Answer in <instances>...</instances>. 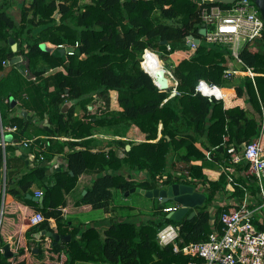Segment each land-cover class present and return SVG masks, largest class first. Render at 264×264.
Wrapping results in <instances>:
<instances>
[{"label": "trees", "instance_id": "obj_1", "mask_svg": "<svg viewBox=\"0 0 264 264\" xmlns=\"http://www.w3.org/2000/svg\"><path fill=\"white\" fill-rule=\"evenodd\" d=\"M15 1L16 15L10 11L11 0H0V69L3 60L9 62L16 54L28 58L36 80L33 86L37 90L39 111H46L51 122L46 127L53 135L50 147L53 153L62 152L66 156L65 166L54 172V183L45 186L40 204L26 196V189L38 170H31L19 178L18 185L7 190L16 199L33 205L28 215L35 211L44 215L45 219L34 225L36 229L52 230L47 218L53 217L54 231L70 235L63 242L52 238L43 242L34 254L42 264H76L78 260L186 264L190 259H198L173 250L172 242L159 243L157 230L167 222L176 224L175 241L179 246L207 237L212 226L208 206L217 191L225 190L227 182L218 163L229 165V145L236 147L242 140L251 141L259 131L255 121L244 116L241 90H264L261 73L254 76V82L247 75L224 76L229 49L221 43L206 41L199 32L203 5L218 3L224 7L229 3L222 0ZM189 34L201 40L189 55L172 63L170 69L177 84L175 92L170 94V87L160 89L140 63L158 55L157 51L168 54L191 48L186 41ZM9 36L17 43L15 50L10 46ZM254 39L257 40L254 46L249 44L250 40L241 45L238 56L244 65L264 72V23ZM21 65V71H25ZM55 67L59 68L50 71ZM198 78L219 85L224 98L195 92ZM111 91L115 106H111ZM230 91L234 92L232 102L227 100ZM94 93L101 97V103L89 113L87 103ZM66 101L69 104L63 111L61 107ZM76 106L82 111L79 116L74 112ZM243 123L252 125L253 130L246 132ZM96 132L118 137L108 138L100 145L99 137L93 136ZM126 135L144 139L122 137ZM59 136L74 139L64 140ZM238 164L240 169L249 165L243 160ZM206 167L218 169V177L209 178L203 170ZM82 172L94 175L75 203L87 205L93 212V221L97 222L106 219L100 212L110 207V187L126 191L132 186L147 189L185 182L195 187L200 184L205 199L194 207L195 213L190 217L186 213L180 219H173L163 210L159 219L110 217L101 232L93 224L85 227L81 223L71 224L70 217L62 212L66 193L75 186ZM239 183L234 184L233 193L241 195ZM223 208L226 209L219 206L215 210L217 226ZM85 210L83 207L77 214L85 217ZM158 211L156 208L153 213ZM138 212L135 210L134 215ZM253 222L257 228L264 229V217L258 220L256 215ZM3 240L0 232V241ZM23 253L24 247L19 245L17 254L0 256V264H26Z\"/></svg>", "mask_w": 264, "mask_h": 264}, {"label": "crops", "instance_id": "obj_2", "mask_svg": "<svg viewBox=\"0 0 264 264\" xmlns=\"http://www.w3.org/2000/svg\"><path fill=\"white\" fill-rule=\"evenodd\" d=\"M254 38L250 39L249 44H252V46H254L255 41H257ZM190 47L189 49L171 51L167 55L172 57V59L176 58V60H179L181 57L187 56L192 52L194 48L192 46ZM226 67L238 69V71L234 73L247 75L253 82L256 74L261 73L264 75V72L255 71L252 67L244 65L242 61L240 62L233 57L227 58ZM21 68L22 65L20 62L12 64L11 62H6L3 64V69H0V232L4 238L3 241H0V256L17 254L20 245L24 247L22 258H24L23 260L26 264H42L43 262L34 253L37 252V248L40 244L50 241L51 238L54 239L51 233H56L54 231L56 228V220L53 217L47 218L48 224L52 230L44 228L36 229L34 226L35 224H30L28 219L30 215H28V212L33 205L23 201V199H16L15 196L11 195L7 190L9 186L18 185L19 178L26 176L31 170L35 169L38 171L35 173L36 176L31 179L26 189V196L30 197L28 194L36 195L37 190L43 192L45 186L54 183V172L65 166L66 156L64 157L63 154V158L60 161L61 165L55 163V159H57L59 155L58 153L62 152L53 153V148L50 147L52 145L51 138L53 135L46 131V127H48L49 124L51 126V122L48 119V113L46 111L43 113L39 111L40 104L37 101V90L33 86L36 80L33 76L28 77L24 70L21 71ZM46 73H48V71ZM233 94L234 92L230 91V96H227L228 102H232ZM223 98L224 95L222 99ZM241 107L246 119L255 121V125L259 128L257 135L252 137V140H256L259 143L261 153L264 154V90H241ZM75 108L76 110L74 112L77 114V106ZM241 122L243 121L241 120ZM9 126H14V129H8ZM241 126L244 129L245 126L247 127L246 132L248 131L250 133L253 130L251 127L252 125L248 126L246 123L245 125L244 123L241 124ZM159 134L160 131L158 132V135ZM104 135L106 136V134ZM94 136H97L96 133H94ZM97 137L100 139V145H104L103 142L106 138ZM112 137L114 136L112 135L110 138ZM122 137L129 139L134 138V140L144 139L137 135L134 137L127 135ZM59 138L64 140L74 139L71 136H59ZM243 143H245L244 140L241 141V146ZM97 144H99V142ZM118 153L120 154V151H118ZM60 156L62 157V155ZM242 160L245 163L246 160L244 158L238 161L230 160V163H228L234 180L241 183V195L233 193L234 188L231 189L229 184H226L224 191H217L213 196L209 205L211 207V212L219 206L236 205L245 195L247 196L248 206L256 207L260 204L264 195V176L260 181H257L252 172H250L249 165L247 168H238V163ZM203 170L211 179L217 178L220 172V169L218 170L216 168L206 167ZM93 172H97V169H94ZM93 175L94 173L92 172L80 173L75 186L66 193V203L62 207V212L65 217H70L69 222L71 224L81 223L80 225L84 227L93 224L102 232V226L109 221L110 217L135 219L137 215H140L141 218L152 216L157 218L158 213L155 214L151 212V214H149L150 206L140 209L138 206L135 207L130 205V209L129 205L125 204L130 192L133 191H129L128 189L124 192L116 187H110L112 193V198L109 203L110 207L107 211L100 212L103 215L102 217H106V219L102 221L98 220L99 222L96 220L93 221L94 219L91 217L93 212L88 209V206L75 203L79 199L80 194L85 192ZM247 178L250 179L248 180ZM199 187L200 184L197 185L196 188L194 187V189L202 190ZM30 198L33 199L32 197ZM33 200L37 201L39 204L42 202V200ZM166 202V204H168L175 201L167 200ZM83 207L86 209L85 217L77 214ZM193 209L195 208L193 207ZM261 209L263 211L264 208L261 207L256 210V215L260 217V220L264 217V213ZM135 210L139 211L137 215H134ZM70 228L71 226L68 225L67 229ZM16 232L19 233L18 236H16ZM58 236H60L58 241L63 242L67 240L70 235L69 233H65L58 234ZM96 263L97 261L94 260H78L76 262V264Z\"/></svg>", "mask_w": 264, "mask_h": 264}, {"label": "built area", "instance_id": "obj_3", "mask_svg": "<svg viewBox=\"0 0 264 264\" xmlns=\"http://www.w3.org/2000/svg\"><path fill=\"white\" fill-rule=\"evenodd\" d=\"M200 17L202 20L200 27H205L204 39L226 46L230 55L240 62L239 48L243 43L258 36L264 23L254 0H233L224 7L218 3L203 5L200 8ZM186 41H190L188 36ZM196 45L195 42L190 41V46L194 48ZM166 48L170 49L168 43H166ZM3 62L6 63L8 60H3ZM223 71L224 76L229 77L238 69L226 67ZM194 91L220 99L223 97L221 87L206 81L204 78H198ZM87 109L90 110V107L88 106ZM8 129H14V126H9ZM236 147L229 145L227 148L230 152V160L238 161L244 158L249 162L250 172L257 181H260L264 176V154L261 153L259 143L256 140H251ZM58 154L55 163L61 165L60 161L64 153ZM206 156L209 157L208 151H206ZM218 165L219 169L226 175V184H229L230 188L233 189V185L237 182L234 180L230 165L224 163H218ZM239 185L241 186V183ZM36 195H42V191L37 190ZM247 201L245 195L238 204L225 206L226 209L223 208L218 215L220 226L214 223V213L217 208L211 212L209 206L212 226L207 237L203 240L179 246L175 241L178 237V226L167 222L157 230L158 241L161 244L172 242L173 250H181L183 253H188L199 259H190L186 264H264V229L257 228L253 222L256 210L261 207L264 208V195L256 207L248 206ZM179 205L178 202L168 203L163 206V210L165 212L175 210ZM257 218L260 220V217L257 216ZM28 219L29 223L34 225L44 220L45 217L40 211H35L29 215Z\"/></svg>", "mask_w": 264, "mask_h": 264}, {"label": "water", "instance_id": "obj_4", "mask_svg": "<svg viewBox=\"0 0 264 264\" xmlns=\"http://www.w3.org/2000/svg\"><path fill=\"white\" fill-rule=\"evenodd\" d=\"M216 1V0H212ZM224 2L231 3L233 0H222ZM255 4L257 5L260 15L262 19L264 20V0H254ZM199 32L201 34H205V27H200ZM190 38V41L195 42L198 44L200 42L199 37H194L191 34L188 35ZM10 46L12 50H15L17 48V43L15 39L12 36H9L8 38ZM165 42V40H163ZM190 41L187 42V44H190ZM9 62H20L21 64L24 65V69L26 71V75L28 77L33 76V72L30 70L28 66V58H22L20 54H16L15 56L11 57ZM141 65V63H140ZM143 68V66L141 65ZM144 69V68H143ZM145 70V69H144ZM147 72V70H145ZM170 73V71L168 70ZM153 79V82L162 90L170 87V84H167L164 79H162V72L159 74V76L156 78L153 77V75L149 72H147ZM171 75V74H170ZM159 78V81H158ZM176 85V84H175ZM175 88V87H174ZM175 90L172 91L171 94H173ZM68 102H63L61 109L63 111L66 110ZM139 191L146 196H155L158 197L161 201H167V200H174L175 202H178L180 205L177 207L175 210H170L166 213L167 216H170L173 219H180L183 215H185L187 212V217L192 216L195 213V207L196 205H200L204 202L205 199V192L202 190H196L194 189L193 185L190 183H185V182H171L162 186H155L153 188H143L140 186H132L130 187L129 191ZM28 196L32 197L35 200L41 201L43 196L42 195H31L28 194ZM191 208V209H190ZM190 209V210H189ZM51 236L54 239H58L60 236L56 233H51ZM68 236V235H67ZM6 246V245H5Z\"/></svg>", "mask_w": 264, "mask_h": 264}, {"label": "rangeland", "instance_id": "obj_5", "mask_svg": "<svg viewBox=\"0 0 264 264\" xmlns=\"http://www.w3.org/2000/svg\"><path fill=\"white\" fill-rule=\"evenodd\" d=\"M16 6H17L16 1L15 0H11V9H10V11L13 14H15V15L18 13V9H17ZM156 53L158 55L161 54L163 56V58H161V56L159 57L160 60H161V63L163 64V66L167 70L170 71V74L172 75V77H174V75H173V73H172L170 68H171L172 63L176 64L178 62V60H176V58L172 59V57H170L169 55H167V53H165L163 51L161 53L159 51H157ZM230 57L232 58L231 55L230 56L228 55V58H230ZM145 61L146 60L142 61V63L145 62ZM142 63H141V65H142ZM57 68H59V67H55V68L51 69L50 71H53V70H55ZM175 84H177V80L174 77V83H170V85H171L170 86V89H171L170 94L172 93L173 90H175V88H174V87H176ZM110 94H111V98H112L114 96V92L111 91ZM100 103H101V97L98 96L96 93H94L92 99L87 103V107L88 106L90 107V110H88V112L89 113L94 112L96 110V108L99 106ZM111 106H115V99L114 98L111 99ZM81 114H82V111L77 108V116H79ZM160 126H161V123H159V127ZM104 134H106V136ZM96 135L100 136V137H103V138H106V139H108V138H110L112 136L111 134H108V133H105V132H102V133L101 132H96ZM93 136H94V134H93ZM113 136L117 137V135H113ZM132 139L134 140V138H132ZM129 190H130V188H129ZM162 202H163V205H161ZM166 203H167L166 201H160V199L155 197V196H151V197L150 196H145V195L139 193L138 191L130 192V194L127 197V200L125 202L126 205H129V206L133 205L135 207L138 206L140 209H144L145 207L150 206L149 214H151V212H154L155 209L157 208V210H159L158 211V215H157L158 219L161 218L160 215L163 213V211H160V210H163V206ZM157 205L160 207V209H158ZM136 217L137 218H135V219H140V218H138V217H140V215H137ZM145 218H147V217H145ZM96 264H115V263H110V262H107V261H97Z\"/></svg>", "mask_w": 264, "mask_h": 264}, {"label": "bare ground", "instance_id": "obj_6", "mask_svg": "<svg viewBox=\"0 0 264 264\" xmlns=\"http://www.w3.org/2000/svg\"><path fill=\"white\" fill-rule=\"evenodd\" d=\"M144 63V64H143ZM142 63V66L147 72L151 73L154 78L159 76V74L162 72V79L166 81L167 84L174 83V77L170 75L168 70L163 66L161 63V60L159 58V55H151L145 62ZM159 81V78H158ZM212 90V89H208ZM216 90V89H213ZM255 179V178H254Z\"/></svg>", "mask_w": 264, "mask_h": 264}, {"label": "clouds", "instance_id": "obj_7", "mask_svg": "<svg viewBox=\"0 0 264 264\" xmlns=\"http://www.w3.org/2000/svg\"><path fill=\"white\" fill-rule=\"evenodd\" d=\"M188 42V41H187ZM190 45V44H189Z\"/></svg>", "mask_w": 264, "mask_h": 264}]
</instances>
